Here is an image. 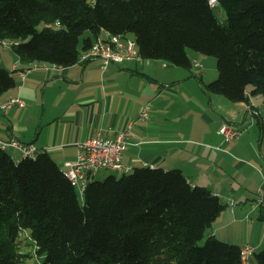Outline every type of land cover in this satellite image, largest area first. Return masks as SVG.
<instances>
[{
    "label": "trees",
    "instance_id": "trees-1",
    "mask_svg": "<svg viewBox=\"0 0 264 264\" xmlns=\"http://www.w3.org/2000/svg\"><path fill=\"white\" fill-rule=\"evenodd\" d=\"M217 2L225 24L210 0H0V41L29 68L70 67L103 31L132 33L142 59L192 70L190 49L215 56L218 78H200L206 92L264 99V0ZM16 86L0 68V101ZM225 207L181 169L150 167L92 179L82 204L48 152L16 161L0 147V264L23 262L26 230L42 264H247L237 244L200 243ZM253 261L264 264V249Z\"/></svg>",
    "mask_w": 264,
    "mask_h": 264
},
{
    "label": "crops",
    "instance_id": "crops-1",
    "mask_svg": "<svg viewBox=\"0 0 264 264\" xmlns=\"http://www.w3.org/2000/svg\"><path fill=\"white\" fill-rule=\"evenodd\" d=\"M5 65L14 71L17 86L0 104L17 97L25 106L0 108V139L34 144L66 171L86 140L128 132L123 154L128 173L142 167L181 169L193 185L209 188L226 205L209 235L241 248L253 246L251 259L264 249V99L250 95L249 102H233L218 94L203 96V76L204 83L197 78L190 94L181 83L185 73L175 69L182 67L164 60L43 64L25 77L21 73L30 66L17 55ZM194 67L186 70L190 78ZM189 99L198 106V126L179 119L193 111ZM146 107L148 116L142 118ZM224 124L240 128V138L226 142L220 133Z\"/></svg>",
    "mask_w": 264,
    "mask_h": 264
},
{
    "label": "built area",
    "instance_id": "built-area-1",
    "mask_svg": "<svg viewBox=\"0 0 264 264\" xmlns=\"http://www.w3.org/2000/svg\"><path fill=\"white\" fill-rule=\"evenodd\" d=\"M217 3V0H210L212 6H215ZM92 46L93 54H81L79 57L80 62L99 59L103 61L105 66H108L111 63L119 64L141 58L138 53L136 40L124 35H113L110 32L103 31V34L97 37ZM196 66L201 67V64L197 63ZM37 67L23 71L21 73L22 77H25L30 69ZM53 68H57V66H53ZM14 106L24 107L25 103L17 97H11L0 108L7 111ZM147 116L148 107L144 109L142 118H146ZM220 133L224 136L226 142H233L240 138L242 131L234 124H224L220 129ZM128 135V132H122L115 139L96 136L80 144L76 161L67 162V170L65 171L66 177L77 178V185L74 187L78 191V194L82 197L84 196L90 180L100 170H112L123 174L125 170H129L123 163V154L128 145ZM0 141L3 140L0 139ZM4 143L6 147H13L18 150L22 156L34 158L40 152L39 148L34 144L21 143L16 139L4 141ZM242 252H244L245 257L249 260L254 253V248L248 245L242 249Z\"/></svg>",
    "mask_w": 264,
    "mask_h": 264
},
{
    "label": "rangeland",
    "instance_id": "rangeland-1",
    "mask_svg": "<svg viewBox=\"0 0 264 264\" xmlns=\"http://www.w3.org/2000/svg\"><path fill=\"white\" fill-rule=\"evenodd\" d=\"M215 13L219 19V21L223 24L226 23L227 20V15L226 12L224 11V9L219 5L216 4L215 5ZM89 35V33H86V35H84V37H87ZM127 37L130 38H135V36L132 33H128ZM4 47L5 50H2ZM0 68H6L4 66H6L5 64H7L8 66L11 65V57L13 55H16V53L13 51L12 49V42L9 40L6 41H0ZM189 54L192 57L193 61L195 60L194 65H196L197 63L201 64L202 68H198V67H194L193 70V77L194 78H190L188 77L190 74L187 72L189 70L185 69V68H175L178 69V71L180 72H184L185 73V77H183V79H181V83H182V87L184 88H188L186 89L187 91L190 92V88L194 89L196 88V86L194 85V82L197 83L198 80L197 78H200V76L204 77V80L206 83H210L215 81L218 76H219V70H218V60L215 56L212 55H206L200 52H197L195 50L190 49L189 50ZM185 69V70H184ZM187 70V71H186ZM216 71V72H215ZM190 72V71H189ZM184 76V75H183ZM192 81V82H191ZM161 87V86H159ZM202 91L201 92L204 95H208V96H213L214 94L208 93L205 90V85H202ZM172 94V93H171ZM191 94V92H190ZM188 92L185 93L186 97H192ZM42 96V93H41ZM196 96V95H195ZM171 98V96L169 97ZM255 99H263L262 95L258 94L254 96ZM199 101V99L197 100ZM192 106H191V103ZM200 104V103H199ZM188 105L191 106V108H193V111H191V113H189L187 116L181 117L179 118L183 123L185 124H190L191 122L196 123V125L198 126L197 121H201L199 117H197V113H198V106L195 102H193L192 100L189 99ZM256 121H258V119H256ZM249 129L247 128V131ZM2 140V139H1ZM10 140V139H9ZM9 140H3V141H9ZM11 148V149H8ZM8 149V153L10 155L13 156V158L16 161H20L23 159L22 154L17 151H15V148L13 147H7ZM14 149V150H13ZM130 174L132 172H129ZM128 173V174H129ZM110 175H117V176H122L123 173H119V172H114L112 170H100L99 172L96 173V180L98 181H102L105 178H107ZM80 196V201L83 204V197L79 194ZM215 224H212V226H210L207 230H206V237L200 242L201 244H204L206 238L208 237L209 233L212 232V229L214 227ZM30 232L28 230L24 231L22 236H21V241H20V250L21 252L24 253V255H26L23 259V262L21 264H42L43 262V257H38L37 253L35 252V244L33 243V241L30 238ZM220 240H223L221 238H219ZM226 241V240H223ZM229 242V241H227ZM230 243V242H229ZM247 264H255L253 259H249Z\"/></svg>",
    "mask_w": 264,
    "mask_h": 264
},
{
    "label": "bare ground",
    "instance_id": "bare-ground-1",
    "mask_svg": "<svg viewBox=\"0 0 264 264\" xmlns=\"http://www.w3.org/2000/svg\"><path fill=\"white\" fill-rule=\"evenodd\" d=\"M81 54H93V46H91L88 50H86V51H83ZM38 66V64L37 65H33L32 67H37ZM3 104V103H2ZM2 104H0V107L2 106ZM0 147L1 148H3V149H7V147H6V144L4 143V141H0ZM23 157H30L31 158V156H23ZM128 171L129 170H125L124 171V173H128ZM69 180H70V182H71V184L73 185V186H75V185H77V178H75V177H67ZM94 179V178H93ZM92 180V179H91ZM90 180V181H91ZM242 257H243V260L245 261V262H248L249 260L245 257V255H244V252H242Z\"/></svg>",
    "mask_w": 264,
    "mask_h": 264
}]
</instances>
